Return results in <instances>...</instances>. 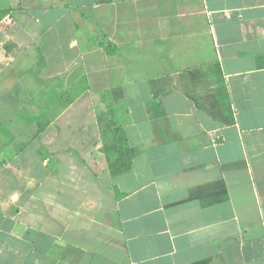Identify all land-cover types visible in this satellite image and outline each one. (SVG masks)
<instances>
[{"label": "crops", "instance_id": "crops-1", "mask_svg": "<svg viewBox=\"0 0 264 264\" xmlns=\"http://www.w3.org/2000/svg\"><path fill=\"white\" fill-rule=\"evenodd\" d=\"M0 264H264V0H0Z\"/></svg>", "mask_w": 264, "mask_h": 264}, {"label": "trees", "instance_id": "trees-1", "mask_svg": "<svg viewBox=\"0 0 264 264\" xmlns=\"http://www.w3.org/2000/svg\"><path fill=\"white\" fill-rule=\"evenodd\" d=\"M100 44L107 54H113L116 51V47L111 43L100 42ZM80 82L81 86L86 87L85 79H82ZM107 99V91L100 93L99 100L104 102ZM112 114V110L108 108L103 112L98 111L96 118L98 124H100L102 132H111L110 134H112V141L104 144L102 148L106 153L109 172L113 175L126 170L130 166V160L135 155L136 151L135 149L128 147L124 142L125 136L122 130L119 127H116L113 121L110 119ZM37 125V132L42 131L43 125L39 121Z\"/></svg>", "mask_w": 264, "mask_h": 264}, {"label": "rangeland", "instance_id": "rangeland-1", "mask_svg": "<svg viewBox=\"0 0 264 264\" xmlns=\"http://www.w3.org/2000/svg\"><path fill=\"white\" fill-rule=\"evenodd\" d=\"M106 137V136H105Z\"/></svg>", "mask_w": 264, "mask_h": 264}]
</instances>
